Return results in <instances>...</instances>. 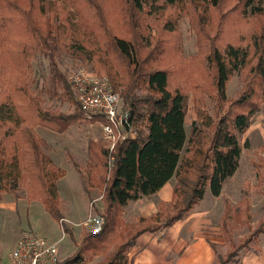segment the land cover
<instances>
[{
	"label": "trees",
	"instance_id": "16d2710c",
	"mask_svg": "<svg viewBox=\"0 0 264 264\" xmlns=\"http://www.w3.org/2000/svg\"><path fill=\"white\" fill-rule=\"evenodd\" d=\"M221 1L54 0L47 19L44 0H0V43L5 40L3 55L9 62V67L2 70L4 64L0 61V84L5 89L11 87V93L4 92L0 99V191L13 189L22 179L27 196L39 199L71 238V230L59 211L55 187L64 169L41 150L38 138L28 128L39 124L61 132L70 122L85 117L68 80L57 68V49L71 57L91 59L96 71L107 75L136 129L135 136L117 141L110 152L103 141L87 139L88 156L102 162L104 168L108 156L112 157L103 181V221L96 232H84L74 253L56 264H81L83 253H99L105 261L97 264H127V251L139 233L162 234L169 224L186 216L205 188L217 195L223 179L235 171L239 138L248 127L250 115L264 102V22L257 33L249 35L245 45L226 39L231 22L226 31L216 28L218 31L211 34L213 18L217 17L219 26L224 13ZM234 5L243 18L264 13V0H235ZM173 8L188 14L195 27V51L189 54L188 70L197 107L201 91L211 92L218 106L226 98V81L232 72L242 74L231 106L215 122L197 110L198 119L191 120L187 134L183 126L185 91L181 81L173 78L174 73L177 80L183 75L178 43L169 40L176 29L177 13L169 14ZM40 51L50 60L54 87L73 103L69 113L42 108L27 89L28 77L17 88L14 86L19 68L27 73L30 60ZM109 53L116 63L109 62ZM9 96L32 108V120H23L17 101ZM171 176L170 199L157 202L161 210L122 222V208L129 200L150 194ZM240 195L233 204L223 199L218 225L229 247L222 254L214 241H208L215 254L213 264L237 263L238 251L249 249L258 232L264 234L257 222L251 233L232 241L231 229L249 221L248 198L245 192ZM147 220L155 223L150 225Z\"/></svg>",
	"mask_w": 264,
	"mask_h": 264
},
{
	"label": "rangeland",
	"instance_id": "374dc122",
	"mask_svg": "<svg viewBox=\"0 0 264 264\" xmlns=\"http://www.w3.org/2000/svg\"><path fill=\"white\" fill-rule=\"evenodd\" d=\"M53 1L44 0L42 3L46 12L44 17L47 19H49L47 11L48 8L52 7L53 3L50 2ZM234 3L235 0L221 1L220 10L224 13L221 16L220 25L218 26V23L215 22L217 17H214L210 33L212 34L216 28L220 30L222 27L223 31H226L227 24L231 22L229 33L226 31V39L245 45L250 41L249 35L257 33L261 28V24L264 22V13L258 15V17L243 18ZM174 13H177L176 29L169 40L171 41L172 38L173 41L178 43L183 75L182 77L178 76L179 80H177V75L174 73L173 78L175 81H181V88L185 91L186 114L183 126L187 134L191 120L198 119L197 110L208 114L211 121L215 122L217 117L225 111V108L231 106L230 100L233 99L236 89L241 84L242 74L237 70L232 72L226 81L224 91L226 98L218 106L211 92L201 91L197 96L200 102L199 107H197L194 96L195 89L193 90V85L189 80L188 70L189 54L195 51V27L191 24L188 14L175 8L169 10V14ZM162 34H166V32ZM5 46V40H2L0 43V52L2 53V55L0 54V61L4 64L2 70L9 67L7 56L3 55ZM107 58L110 63H116V59L110 53ZM54 59L57 61L59 72L64 74L66 80L69 73L76 68L97 72L91 59L80 56L71 57L59 49H57ZM30 61V69L27 73L21 67L17 71L19 74L17 73L18 77L14 86L17 88L22 80L28 77V83L25 81L27 89H29L31 95L36 97V102L42 108L52 112H71L73 103L61 95L59 88L54 87L50 74V60H48L45 52H38ZM194 72H197V69L192 74ZM195 74L198 75L199 73ZM10 89L11 87L5 89L0 84V99L3 98L4 92L9 91L11 93ZM9 98L11 101H17L18 112L20 115H24V121L32 120V108L29 107L28 109L23 100H16L12 96H9ZM91 117H80L70 122L61 132L49 130L39 124L28 127L33 132L34 137L38 138V146L41 150L64 169V175L55 180V187L58 191L59 211L63 216V221L68 224L72 236L70 238L69 234L60 229L58 220L48 214L39 199L27 196L25 185L22 179H19L13 189L0 191V264L5 261L6 253L11 248L13 241L25 232L41 235L49 240H56L58 244L57 262H63L68 259L69 255L74 253L76 242L79 241L82 234L91 231L88 225L83 222L87 216L95 213L100 214L103 209V181L105 174L107 175L106 170L108 171L109 168H104L102 162L88 156L86 144L88 138L92 140L99 139L105 143L98 124V117ZM204 130L205 134L210 133L208 132L210 131L209 127H204ZM239 139L241 148L235 171L223 179L219 193L213 195L208 187L205 188L201 199L194 203L185 217L181 218L185 220L182 225L183 228L190 227L191 237L195 234L197 236H209L214 239L216 250L222 254L229 247V240L227 241L221 237L218 225V219L223 212V199H226L229 204H233L241 197V192H245L249 202V221L246 224H237L231 229L230 237L233 242L251 233L252 229L258 225L257 222H260V225L264 228V102H261L259 108L250 115L248 127ZM172 178L174 179L171 176L169 181H172ZM10 203L13 206H9ZM158 209L161 210L162 207L158 208V205H156L152 212ZM121 214L123 223L135 221L139 216V214L131 213L128 208H122ZM147 221L150 222V220ZM154 223L155 221L152 220L149 224ZM154 233L159 236L160 232L155 231ZM183 233L186 236L185 232ZM262 239H264V234L258 232L250 242V251ZM245 250L241 249L238 252L242 254ZM166 255L167 259H173L174 257L172 253ZM81 258H83L81 264H97L105 261L99 253H83ZM228 264H236V262Z\"/></svg>",
	"mask_w": 264,
	"mask_h": 264
},
{
	"label": "built area",
	"instance_id": "2783aa9c",
	"mask_svg": "<svg viewBox=\"0 0 264 264\" xmlns=\"http://www.w3.org/2000/svg\"><path fill=\"white\" fill-rule=\"evenodd\" d=\"M68 83L73 91L74 99L85 116L98 117L105 147L110 152L117 141L135 136L130 114L122 106V101L116 90L110 86L106 74L76 68L68 76ZM106 169L110 166L111 155L108 156ZM103 221L101 214L89 215L84 224L92 232L99 230ZM58 244L41 235L25 232L11 244L2 264H56Z\"/></svg>",
	"mask_w": 264,
	"mask_h": 264
},
{
	"label": "crops",
	"instance_id": "0c3cea01",
	"mask_svg": "<svg viewBox=\"0 0 264 264\" xmlns=\"http://www.w3.org/2000/svg\"><path fill=\"white\" fill-rule=\"evenodd\" d=\"M169 178L157 190L129 200L123 208H128L131 213L149 215L159 200L170 199L174 179L169 181ZM11 203L9 206H13ZM184 222L181 218L173 221L159 236L154 232L139 233L136 244L127 251V264H213L215 254L208 241L214 239L197 234L191 237L190 227L184 229L182 226ZM167 253H172L173 259H167ZM236 264H264V239L251 251L247 249L240 254Z\"/></svg>",
	"mask_w": 264,
	"mask_h": 264
}]
</instances>
